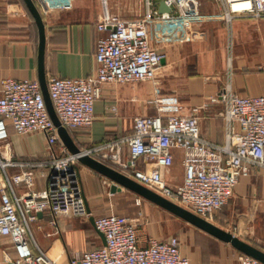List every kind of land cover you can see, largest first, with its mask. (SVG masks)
Instances as JSON below:
<instances>
[{
  "label": "built area",
  "instance_id": "built-area-1",
  "mask_svg": "<svg viewBox=\"0 0 264 264\" xmlns=\"http://www.w3.org/2000/svg\"><path fill=\"white\" fill-rule=\"evenodd\" d=\"M227 23L239 19L264 21V0H222ZM237 1L250 3L236 11ZM146 13L125 20L109 10V0H100L103 13L97 29L103 35L96 50L97 75L90 78H53L48 89L61 124L69 131L90 129L95 103L105 84L151 82L158 89V72L165 53L151 44L150 23L178 22L201 16V0H164L171 13H161L154 0H144ZM264 72V64L258 67ZM216 101L225 105V143L204 137L198 109L188 112L176 94H157L156 115L134 119L131 134L81 149L83 154L109 161L123 174L168 200L210 221L228 205L242 177L264 171V95L246 96L223 87ZM17 135L43 134L50 151L48 161L5 157L10 129ZM182 153L184 180L169 184L165 174L173 167L175 152ZM80 155L71 154L53 123L38 80L5 78L0 83V237H9L15 251L13 264H191L177 238L141 241L136 223L109 213L95 218V227L106 243L61 262L37 243L32 225L49 213L51 224L60 218L86 219L85 191L79 174ZM12 169L17 170L13 173ZM37 173L46 188L35 191ZM24 187L23 192L19 188ZM241 264H263L244 256Z\"/></svg>",
  "mask_w": 264,
  "mask_h": 264
},
{
  "label": "crops",
  "instance_id": "crops-1",
  "mask_svg": "<svg viewBox=\"0 0 264 264\" xmlns=\"http://www.w3.org/2000/svg\"><path fill=\"white\" fill-rule=\"evenodd\" d=\"M35 2L46 27L47 81L96 76L97 42L103 35L97 29L103 13L100 0ZM162 3L164 0H154V7L160 11ZM109 10L125 20H136L145 15L147 8L144 0H109ZM224 11L222 0H208L199 18L178 22L153 20L149 25L151 44L166 55L158 72V89L151 82L103 85L95 103L93 127L69 131L76 144L90 149L131 134L136 117L156 115L153 100L158 92L178 95L188 112L197 108L204 137L224 144L225 123L221 114L225 105L216 101L223 87L231 84L241 95H264V74L252 70L264 64V31L254 35L241 28V24L248 22L253 28H262L264 21L239 19L230 24L223 18ZM38 46V27L22 1L0 0V83L5 78L39 81ZM10 134V143L3 149L5 157L12 154L15 159L49 160L45 135L20 136L12 128ZM78 170L93 217L109 213L126 217L138 225L143 244L149 238H177L191 264H241L245 255L231 244L128 190L112 193L113 182L86 166L79 164ZM165 176L173 186L183 182L181 152H175L174 165ZM45 188V178L37 173L34 190ZM224 210L221 227L264 250V171L242 177ZM90 224L98 236L95 242L78 220L60 218L58 225L53 226L47 212L39 215L32 229L38 245L53 257L60 255L64 262L72 258L70 255L80 256L104 245L91 220ZM9 258H15L12 241L0 237V264H13Z\"/></svg>",
  "mask_w": 264,
  "mask_h": 264
},
{
  "label": "water",
  "instance_id": "water-1",
  "mask_svg": "<svg viewBox=\"0 0 264 264\" xmlns=\"http://www.w3.org/2000/svg\"><path fill=\"white\" fill-rule=\"evenodd\" d=\"M26 8L33 17L39 31V46H38V69H39V82L45 97L48 113L58 128V133L61 141L63 142L66 149L73 155H80L79 164L88 167L89 169L95 171L96 173L106 177L113 182L112 193L120 192L122 190H128L131 193L137 195L139 198L147 200L162 209L168 211L169 213L179 217L180 219L186 221L192 226L200 229L201 231L211 235L212 237L218 239L221 242L231 244L235 249L243 253L245 256L256 259L264 264V250L242 240L241 238L234 235L232 232L227 231L211 221L200 217L186 208L168 200L167 198L159 195L158 193L152 191L151 189L143 186L127 175L123 174L121 171L112 167L105 162L93 157L89 154H83L81 148L76 144L69 130L61 124V121L56 113L53 102L51 100L48 81L45 72V54H46V27L42 17V14L35 2V0H23ZM161 13H171V8L167 7L165 3L160 6ZM165 60L162 62V64ZM88 211L91 213L88 204ZM91 223L95 227V218L91 217ZM96 228V227H95ZM97 230V229H96ZM101 236L103 243H106L104 235L97 230Z\"/></svg>",
  "mask_w": 264,
  "mask_h": 264
},
{
  "label": "rangeland",
  "instance_id": "rangeland-1",
  "mask_svg": "<svg viewBox=\"0 0 264 264\" xmlns=\"http://www.w3.org/2000/svg\"><path fill=\"white\" fill-rule=\"evenodd\" d=\"M208 0H201V13L203 12V7L205 5V3H207ZM262 24V23H261ZM241 28H242V31L244 32H248L249 34H254V35H258L260 33V30L262 29V31H264V24L262 25V28H259V27H255L253 28L251 26V22H248V23H245V24H241ZM253 72L255 73H262L264 74V72H260L258 69H252ZM32 135V134H31ZM29 136V135H27ZM26 136V137H27ZM129 195V194H128ZM226 210V209H225ZM225 210L222 211V213H219L217 215H215L212 219H210V221L212 223H214L215 225L221 227V222H222V215H224L225 213ZM99 216H102V215H99ZM98 216V217H99ZM96 218V217H94ZM75 220H78L79 223H82L81 227L84 228V230L87 232V234L91 235V237L94 239L93 241L95 242L97 239H98V236L96 234V232L94 231L93 227L91 226L90 224V220H86V219H80V218H74ZM223 228V227H221ZM224 229V228H223ZM226 230V229H225ZM72 258H76L78 257V253H75L73 255H70ZM71 258V259H72Z\"/></svg>",
  "mask_w": 264,
  "mask_h": 264
},
{
  "label": "bare ground",
  "instance_id": "bare-ground-1",
  "mask_svg": "<svg viewBox=\"0 0 264 264\" xmlns=\"http://www.w3.org/2000/svg\"><path fill=\"white\" fill-rule=\"evenodd\" d=\"M250 3L248 2H244V1H237L235 4H234V9L236 11H239L241 9H247L249 7Z\"/></svg>",
  "mask_w": 264,
  "mask_h": 264
},
{
  "label": "trees",
  "instance_id": "trees-1",
  "mask_svg": "<svg viewBox=\"0 0 264 264\" xmlns=\"http://www.w3.org/2000/svg\"><path fill=\"white\" fill-rule=\"evenodd\" d=\"M22 1V3L24 4V2H23V0H21ZM24 6H25V4H24ZM26 7V6H25ZM27 9V8H26ZM28 10V9H27ZM28 13H29V11H28ZM30 14V13H29ZM30 16H31V14H30ZM32 17V16H31ZM33 18V17H32ZM106 163V162H105ZM106 164H108V165H110V166H112V167H114L113 165H111V164H109V163H106Z\"/></svg>",
  "mask_w": 264,
  "mask_h": 264
}]
</instances>
